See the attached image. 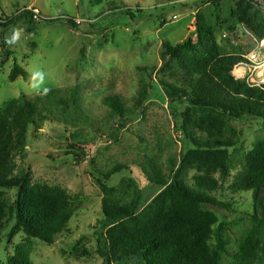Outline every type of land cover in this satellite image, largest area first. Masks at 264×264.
<instances>
[{
  "label": "rangeland",
  "instance_id": "374dc122",
  "mask_svg": "<svg viewBox=\"0 0 264 264\" xmlns=\"http://www.w3.org/2000/svg\"><path fill=\"white\" fill-rule=\"evenodd\" d=\"M214 1L0 0V111L22 95L35 99L47 91H58L67 101L66 111L52 109L39 130L29 127L25 156L16 159L17 172L30 170L33 185L65 189L75 207L69 227L53 245L31 240L34 264H104L95 252L96 233L104 219L105 193L99 178L114 188L106 199L128 204L135 194L131 180L142 181L143 167L149 171L160 168L170 177L182 144L158 84L160 74L184 73L180 59L202 62L217 54L234 53L248 63L235 67L231 75L264 85V38L259 39L247 22L241 21L253 19L255 13L264 22L261 0H219L218 7ZM242 8L251 13H241ZM25 11L35 14L34 24ZM66 19L75 20L79 27L69 25ZM201 25L210 30L208 49L197 55L189 51L188 43L203 50L199 44ZM259 30L264 31V25ZM169 45L178 51L176 57ZM17 66L29 76H18L12 82L10 75ZM111 95L119 96L137 113L136 120L125 128H121L122 118L105 102ZM226 133L234 140L229 152L231 167L224 180L215 174L225 187L216 197L233 200L230 220L235 222L251 211L252 196L250 192L233 194L229 189L243 171L246 155L264 140V120L247 117L241 123L229 121ZM85 137H95V141ZM122 168L125 170L111 176L113 170ZM195 174L192 171L190 178ZM139 185L145 204L160 192L153 184ZM5 196L11 199L10 193ZM250 228L248 222L235 227L231 237L237 241ZM78 241L91 256H75ZM235 241L232 255L227 257L229 263L239 253ZM26 242L23 234L10 241L5 238L0 244V264H8L17 247Z\"/></svg>",
  "mask_w": 264,
  "mask_h": 264
},
{
  "label": "trees",
  "instance_id": "16d2710c",
  "mask_svg": "<svg viewBox=\"0 0 264 264\" xmlns=\"http://www.w3.org/2000/svg\"><path fill=\"white\" fill-rule=\"evenodd\" d=\"M214 2L218 7L219 0ZM248 11L242 8L241 13L249 15ZM24 13L34 24L35 14ZM252 14L253 19L241 21L247 22L255 36L262 39L264 31L259 29L264 22L258 13ZM16 19H9L8 23L13 24ZM66 21L79 27L73 19ZM199 28L203 50L188 43L189 51L197 55L208 49L206 39L210 33L202 25ZM168 47L176 57V48ZM241 63L248 61L234 53L217 54L202 62L194 59L186 63L180 59L178 64L184 73L170 71L159 75L158 84L168 100L175 133L182 144L180 159L172 164L170 177L163 175L160 168L149 171L143 167L142 181L131 180L135 194L128 204L106 199L114 188L99 178L105 193L104 219L96 233L95 252L104 264H264V140L246 155L244 169L229 189L233 194L250 192L251 211L232 222L233 200L227 202L216 197L225 187L215 174L224 180L229 177L231 167L229 152L234 140L226 133L228 122L241 123L247 117L264 120V85H253L231 75ZM18 76L27 78L29 73L17 66L10 80L13 82ZM105 102L122 118L121 128L136 120L135 110L124 105L119 96H108ZM66 108L67 101L61 93L47 91L35 99L22 95L0 111V244L17 234H23L27 241L17 247L8 264H34L31 240L53 245L73 219L75 207L67 191L45 184L33 185L30 170L17 172L16 162L17 157L25 156L29 127L39 130L41 123L49 120L47 116L52 109L66 111ZM82 131L87 133L84 128ZM85 140L95 141V137ZM118 170H113L111 176L125 168ZM192 171L196 174L190 178ZM140 182L160 188L150 203H144ZM8 193L11 199L6 198ZM247 222L251 228L235 241L231 237L233 228ZM234 241L239 253L229 263L227 257L232 255ZM81 243L78 241L74 246L75 256H91Z\"/></svg>",
  "mask_w": 264,
  "mask_h": 264
},
{
  "label": "built area",
  "instance_id": "2783aa9c",
  "mask_svg": "<svg viewBox=\"0 0 264 264\" xmlns=\"http://www.w3.org/2000/svg\"><path fill=\"white\" fill-rule=\"evenodd\" d=\"M261 4L264 6V0H261Z\"/></svg>",
  "mask_w": 264,
  "mask_h": 264
},
{
  "label": "clouds",
  "instance_id": "9594fccd",
  "mask_svg": "<svg viewBox=\"0 0 264 264\" xmlns=\"http://www.w3.org/2000/svg\"><path fill=\"white\" fill-rule=\"evenodd\" d=\"M41 78H43V77H42V74H41Z\"/></svg>",
  "mask_w": 264,
  "mask_h": 264
}]
</instances>
